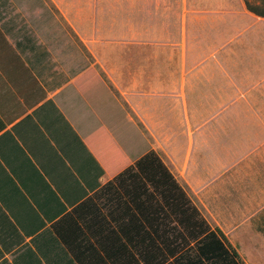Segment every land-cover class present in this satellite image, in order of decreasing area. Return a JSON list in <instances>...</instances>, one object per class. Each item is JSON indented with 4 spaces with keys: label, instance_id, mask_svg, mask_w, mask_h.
Returning a JSON list of instances; mask_svg holds the SVG:
<instances>
[{
    "label": "crops",
    "instance_id": "crops-1",
    "mask_svg": "<svg viewBox=\"0 0 264 264\" xmlns=\"http://www.w3.org/2000/svg\"><path fill=\"white\" fill-rule=\"evenodd\" d=\"M221 12L0 0V264H216L147 212L131 174L149 153L241 264H264V19Z\"/></svg>",
    "mask_w": 264,
    "mask_h": 264
},
{
    "label": "trees",
    "instance_id": "trees-1",
    "mask_svg": "<svg viewBox=\"0 0 264 264\" xmlns=\"http://www.w3.org/2000/svg\"><path fill=\"white\" fill-rule=\"evenodd\" d=\"M245 5L249 13L264 19L263 7H254L247 2ZM135 168L137 169L136 172L129 169L126 170V173L132 172V181L141 175L142 179L148 182L149 188L146 189L147 212L172 214L180 228L192 232L193 235L190 238L196 241L197 245L207 246V261L216 264L221 262L224 264H241L238 255L227 243L221 232L217 228L213 230L206 223L185 191L155 154L149 153L144 156L136 162ZM155 201L157 202V210L151 204Z\"/></svg>",
    "mask_w": 264,
    "mask_h": 264
},
{
    "label": "rangeland",
    "instance_id": "rangeland-1",
    "mask_svg": "<svg viewBox=\"0 0 264 264\" xmlns=\"http://www.w3.org/2000/svg\"><path fill=\"white\" fill-rule=\"evenodd\" d=\"M179 0H175V3ZM190 6L197 11V17L204 18L207 11H222L220 15L228 16L234 23L253 24L260 20L246 10V2L254 7L264 8V0H188ZM233 10H228L229 8ZM228 8V9H227ZM229 13V15H226Z\"/></svg>",
    "mask_w": 264,
    "mask_h": 264
}]
</instances>
